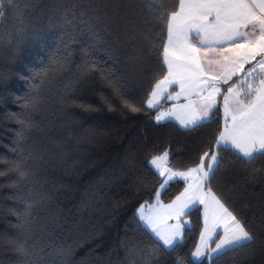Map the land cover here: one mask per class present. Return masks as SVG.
<instances>
[{"label": "trees", "instance_id": "obj_1", "mask_svg": "<svg viewBox=\"0 0 264 264\" xmlns=\"http://www.w3.org/2000/svg\"><path fill=\"white\" fill-rule=\"evenodd\" d=\"M30 2L17 0L31 26L18 52L7 39L20 26L19 13L9 10L0 24V170L5 172L0 176V264H61L59 253L68 250L69 264H127L128 245L150 243L136 211L154 200L162 178L152 174L147 161L168 149L174 169L197 164L224 127L223 98L216 105L217 121L194 131L182 130L174 120L157 125L153 118L161 105L129 113L99 73L74 81L79 66L95 61L143 104L154 82L167 75L166 65L139 38L151 27L143 5L138 0H37L26 8ZM57 60L65 63L63 70L48 71ZM33 95L38 96L35 107L28 103ZM23 118L33 127L20 142ZM221 155L224 166L213 190L224 193L258 240L254 250L241 249L220 264H264V160L244 165L230 152ZM21 159L30 173L24 180L8 171ZM183 185L173 182L163 197L172 198ZM30 203L33 254L23 257L14 241L22 239L18 216ZM191 218L192 231L178 250L184 255L197 242L199 206ZM174 259L175 254L159 257L160 264Z\"/></svg>", "mask_w": 264, "mask_h": 264}, {"label": "snow or ice", "instance_id": "obj_2", "mask_svg": "<svg viewBox=\"0 0 264 264\" xmlns=\"http://www.w3.org/2000/svg\"><path fill=\"white\" fill-rule=\"evenodd\" d=\"M138 2L146 10L147 23L151 26L139 38L149 53L156 54L166 65L167 75L154 82L143 104L126 91L118 77L111 71L99 69L95 61H86L79 66L78 79L74 83L99 73L112 95L122 101L123 109L134 114L157 109L160 98L171 85L177 84L180 92L175 96L169 93L167 99H178L181 95L196 99L183 105L179 115L175 109H168L158 112L153 119L159 125L171 123L168 118L175 116L185 131L208 127L217 121V97L222 96L224 127L218 130L214 142L200 155L197 164L186 171L173 170L175 165L170 166L168 149L147 161L152 174L163 179L154 193V202L145 201L136 211L137 223L150 243L128 245L127 264H160L161 255L174 254L172 264H220L226 256L241 249L254 250L258 240L254 229L237 209L231 207L224 193L213 190L212 183L224 166L222 153L230 152L244 165L264 160V0ZM36 3L37 0H31L25 7H35ZM9 10L19 13L20 26L7 39L8 46L18 52L31 26L23 19L17 0H0V24L7 18ZM2 47L3 40L0 39ZM245 65L249 66L245 68ZM64 67L65 63L57 60L48 71L57 73ZM105 102L110 105L109 100ZM28 103L37 106L38 96H30ZM18 122L21 126L19 140L23 142L33 124L27 118ZM24 164L23 159L15 161L8 171L15 173L18 180H24L30 175ZM3 175L5 172L0 170V176ZM180 180L188 182V186L170 203L162 204L161 192L169 182ZM200 205H203V221L199 241L190 255L180 254L178 250L184 246L186 232L192 231L190 220L185 218L196 212ZM32 207L28 204L23 215L18 216L22 239L14 244L23 257L33 254L28 243L32 233ZM59 255L61 264H69L71 250L61 251Z\"/></svg>", "mask_w": 264, "mask_h": 264}, {"label": "rangeland", "instance_id": "obj_3", "mask_svg": "<svg viewBox=\"0 0 264 264\" xmlns=\"http://www.w3.org/2000/svg\"><path fill=\"white\" fill-rule=\"evenodd\" d=\"M165 95V94H164ZM164 95L160 98V105L162 106L159 110H158V112H160V111H167L168 109H175V112H176V114L177 115H179V114H181L182 113V106L183 105H181V104H179L178 102H176V103H173V104H170V105H167V107H163V106H166V104H167V102L168 101H170L169 99H164ZM173 96H175L174 94H173ZM220 97V96H219ZM164 100H166V101H164ZM172 106H174V107H172ZM172 107V108H171ZM157 112V113H158ZM169 120H175V121H177L178 122V120H176V118H175V116H172V117H169L168 118ZM179 123V122H178ZM162 153V152H161ZM161 153H158V154H161ZM158 154H155V155H158ZM154 156V155H153ZM205 163H207V160H205ZM196 165V164H195ZM194 165V166H195ZM194 166H191V167H194ZM188 168H186V169H174L173 168V170L174 171H186ZM163 179V178H162ZM180 181H183V180H180ZM184 182V185H183V188L176 194V195H174L172 198H170V199H165L164 197H163V194H164V192H165V190L167 189H165V190H163L162 192H161V195H160V200H161V202H162V204H168V203H170L171 201H172V199H174L175 198V196H177L180 192H182L183 191V189L185 188V187H187L188 186V182H186V181H183ZM173 182H169V185L167 186V187H169L171 184H172ZM159 186H160V184H159ZM159 188V187H158ZM154 202V200H152V201H150V202H148L149 204H152ZM141 205V204H140ZM139 205V206H140ZM138 206V207H139ZM200 207V211H201V219H202V221H203V205H200L199 206ZM185 219H188V220H190V222H191V226H192V224H193V220H192V218H191V216H189V217H186ZM168 223H174V221H168ZM202 230V223H201V226H200V230H199V234H200V231ZM199 234H198V238H197V242H196V244L198 243V241H199ZM196 246V245H195Z\"/></svg>", "mask_w": 264, "mask_h": 264}, {"label": "crops", "instance_id": "obj_4", "mask_svg": "<svg viewBox=\"0 0 264 264\" xmlns=\"http://www.w3.org/2000/svg\"><path fill=\"white\" fill-rule=\"evenodd\" d=\"M257 59H259V57H257ZM249 65H245V68H247ZM235 77H233V79H234ZM177 92H180V88H179V85H177V84H174V85H171L169 88H168V90H167V92L165 93V95H164V99H167V95L169 94V93H171L172 95L174 94H176ZM194 99H196V97L195 96H189L187 99L185 98V95H181L178 99H171L170 101H168L167 102V104H166V106H163V107H167V105H170V104H173V103H176V102H178L179 104H181V105H186L187 103H188V101L189 100H194ZM218 100H219V96L217 97V103H218ZM164 101H166V100H164ZM223 102V101H222ZM223 115H224V103H223ZM172 107H174V106H172ZM171 107V108H172ZM175 121V120H174ZM177 122V121H176Z\"/></svg>", "mask_w": 264, "mask_h": 264}, {"label": "water", "instance_id": "obj_5", "mask_svg": "<svg viewBox=\"0 0 264 264\" xmlns=\"http://www.w3.org/2000/svg\"><path fill=\"white\" fill-rule=\"evenodd\" d=\"M162 178V177H161Z\"/></svg>", "mask_w": 264, "mask_h": 264}]
</instances>
